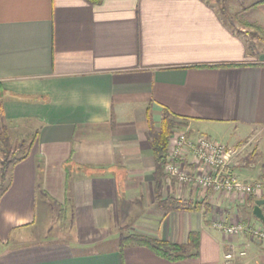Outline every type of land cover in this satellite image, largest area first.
Masks as SVG:
<instances>
[{
    "label": "crops",
    "instance_id": "obj_1",
    "mask_svg": "<svg viewBox=\"0 0 264 264\" xmlns=\"http://www.w3.org/2000/svg\"><path fill=\"white\" fill-rule=\"evenodd\" d=\"M216 2L0 0V124L35 135L0 200V264H229L228 244L231 264H264V244L214 224L262 225L255 200L200 194L198 210L173 212L156 200L149 107L157 131L168 112L191 137L241 151L240 180H264V25L237 28ZM254 9L264 23V3ZM197 194L176 181L162 191ZM193 234L196 255L178 262L120 243Z\"/></svg>",
    "mask_w": 264,
    "mask_h": 264
},
{
    "label": "built area",
    "instance_id": "obj_2",
    "mask_svg": "<svg viewBox=\"0 0 264 264\" xmlns=\"http://www.w3.org/2000/svg\"><path fill=\"white\" fill-rule=\"evenodd\" d=\"M241 151H236L208 136L191 137L187 130L178 128L169 141L165 174L168 183L176 181L182 186L194 189V202L201 201L207 193L236 197L240 201L264 199V180L247 183L239 179L234 171V159ZM264 214V207H263ZM215 227L231 239L250 234L252 240L264 244V224L248 228L244 221L232 223L223 218L214 220ZM225 259L231 264L237 257L232 244ZM246 252H240L243 257Z\"/></svg>",
    "mask_w": 264,
    "mask_h": 264
},
{
    "label": "trees",
    "instance_id": "obj_3",
    "mask_svg": "<svg viewBox=\"0 0 264 264\" xmlns=\"http://www.w3.org/2000/svg\"><path fill=\"white\" fill-rule=\"evenodd\" d=\"M87 1L93 5H98L102 2V0ZM261 3H264V0ZM257 5L258 4H256L255 6ZM222 13L225 14L224 12ZM242 23L243 26L251 27V24L249 23ZM255 28L260 31V28H258L257 26ZM148 114L151 125L149 139L156 159V200L158 201L161 208L166 212L180 210H198L200 204L192 200H181L174 196L163 198L162 196L163 186L164 184H168V179L165 174V167L167 163V150L169 141L173 136L175 130L178 128H182V123L175 119V117H173L170 113L165 112L160 123V129L159 131H157L156 128L152 125L153 122L151 117V107H149ZM9 130L10 128L6 124H0V148L4 154V157L6 158L3 162L2 177L5 172V168H7L8 166L14 168L17 164L28 159L35 142V138H33V140L29 143L26 140H22L20 143H17L12 147V139L9 134ZM9 157L11 158L9 159ZM198 238L199 237L197 236V234H193L190 236L189 244L178 245L146 236L130 235L127 237L122 236L120 238V243L123 249L128 245H140L152 250L158 256L167 261L178 262L186 259L187 257H194L196 255L195 253L190 254L189 249L194 248L195 251L198 249Z\"/></svg>",
    "mask_w": 264,
    "mask_h": 264
},
{
    "label": "rangeland",
    "instance_id": "obj_4",
    "mask_svg": "<svg viewBox=\"0 0 264 264\" xmlns=\"http://www.w3.org/2000/svg\"><path fill=\"white\" fill-rule=\"evenodd\" d=\"M215 3L217 7L224 12L226 19L231 22L232 24H235L237 28L240 27L239 23L247 22L251 25H264L263 23V15L259 11H256L255 5L261 3L263 0H216ZM228 16V17H227ZM264 28V26H262ZM262 28V29H263ZM250 41H252L251 37L249 38ZM252 48H255V45H252ZM34 129H31L30 127H27V125H18L17 127H14L9 130V134L12 139L11 146H15V144L20 143L22 140H26L28 143L33 140L35 137L33 133ZM225 143L230 145V141L226 140ZM254 144V143H253ZM254 146V145H253ZM246 156V155H245ZM11 157H9L10 159ZM4 154L0 148V200L4 194V192L8 189V186L11 182L12 172L13 168L11 166H8L5 168V172L2 177V169H3V162L5 161ZM13 161V159H12ZM39 208L41 206V200H39ZM42 207V206H41ZM60 215L55 214L53 217L54 225H52V229L50 231H47L48 237H54L55 235L59 234L58 226H60L59 219ZM221 218V216L216 217ZM264 224V223H263ZM69 235V234H68ZM71 233L66 238H71ZM189 251L192 253L194 252V248H190Z\"/></svg>",
    "mask_w": 264,
    "mask_h": 264
},
{
    "label": "water",
    "instance_id": "obj_5",
    "mask_svg": "<svg viewBox=\"0 0 264 264\" xmlns=\"http://www.w3.org/2000/svg\"><path fill=\"white\" fill-rule=\"evenodd\" d=\"M263 207H264V199L258 200L256 202V205L253 211V214L255 215V217L262 223H264Z\"/></svg>",
    "mask_w": 264,
    "mask_h": 264
}]
</instances>
